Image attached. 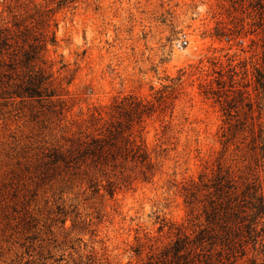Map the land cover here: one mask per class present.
Returning a JSON list of instances; mask_svg holds the SVG:
<instances>
[{
    "label": "rangeland",
    "instance_id": "obj_1",
    "mask_svg": "<svg viewBox=\"0 0 264 264\" xmlns=\"http://www.w3.org/2000/svg\"><path fill=\"white\" fill-rule=\"evenodd\" d=\"M263 6L0 0V27L38 29L41 15H50L55 44L46 60L55 82L66 86L72 77L64 97L74 98L62 119L37 102L0 98V264H142L148 244L169 241V223L187 226L184 188L195 181L202 198L199 176L212 179L219 166L238 193L257 178L264 197V158L252 147L264 126ZM128 95L154 105L143 121L155 164L150 179L126 183L117 171L90 169L98 184L91 185L85 174L52 163V147L77 135L78 119ZM260 222L256 249L247 248L240 264L264 257V215Z\"/></svg>",
    "mask_w": 264,
    "mask_h": 264
},
{
    "label": "trees",
    "instance_id": "obj_2",
    "mask_svg": "<svg viewBox=\"0 0 264 264\" xmlns=\"http://www.w3.org/2000/svg\"><path fill=\"white\" fill-rule=\"evenodd\" d=\"M50 21V15H41L38 29L19 23H14V29L0 27V98L37 102L62 119L74 104L73 96L64 97L72 77L66 80V86L63 79L55 82L46 60L47 45L55 44ZM260 91L264 97V76ZM153 112V104L134 95L114 100L104 112L95 108L87 118L78 119L77 135L67 137V145L52 147L51 161L85 176L90 169H110L126 183L137 177L148 180L155 164L143 135V121ZM252 147L264 158V126H259L252 136ZM199 180L207 188L202 198L197 195L195 181L184 188L185 202L190 206L187 226L169 223V241L161 247L154 241L148 244L142 264H240L247 248L256 249L257 227L264 215V197L257 178L246 183L239 193L236 182L221 166L214 178L205 181L201 174ZM88 181L98 185L95 178L88 176ZM107 182L112 193L114 182ZM197 206L199 211H195ZM144 246L139 244L136 254ZM246 260L248 264H264V257Z\"/></svg>",
    "mask_w": 264,
    "mask_h": 264
},
{
    "label": "built area",
    "instance_id": "obj_3",
    "mask_svg": "<svg viewBox=\"0 0 264 264\" xmlns=\"http://www.w3.org/2000/svg\"><path fill=\"white\" fill-rule=\"evenodd\" d=\"M181 42H182L183 44H186V40H185L184 38L181 40Z\"/></svg>",
    "mask_w": 264,
    "mask_h": 264
}]
</instances>
